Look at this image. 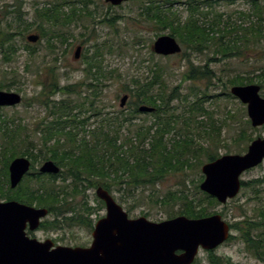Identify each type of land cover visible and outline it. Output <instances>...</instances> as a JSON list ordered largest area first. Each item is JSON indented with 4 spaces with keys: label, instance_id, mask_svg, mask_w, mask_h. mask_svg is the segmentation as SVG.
<instances>
[{
    "label": "trees",
    "instance_id": "16d2710c",
    "mask_svg": "<svg viewBox=\"0 0 264 264\" xmlns=\"http://www.w3.org/2000/svg\"><path fill=\"white\" fill-rule=\"evenodd\" d=\"M92 1L57 0V2L47 3L41 9L36 10L35 22H37V28L33 27L34 23L25 22L22 14L18 12V16L15 18L17 32H12V23H8L7 32H0V52L4 54L8 62L12 61L13 54L18 50V46L14 42V36L16 34L23 35L29 29H37L42 38H47L48 49L56 54L55 61H58V46L53 43V40L57 38L62 45L68 42L64 32L59 31V28L68 27L77 21L84 22V19H93L94 13L89 8ZM227 1L236 2L238 0ZM246 1L251 4L252 10L249 13L239 12V15L241 18L250 21L249 27L230 22L231 18L230 21L225 22L222 13H213L212 10L203 11L202 8L205 5L213 8L214 0H187L183 2V5H187L188 10L186 19H183L178 12L171 11L175 0H142L139 4V16L145 22L154 23L159 30H170L171 36H174L193 52L202 54L213 47L215 55H220V58L216 59V61H219L232 56L243 55L244 47L241 45L249 46L264 38V4L260 0ZM178 3L180 2L178 1ZM79 4H82V6H79ZM66 9H69V12ZM7 14H10V12L8 11ZM211 14H214V19L209 21L208 17ZM116 22L114 17H104L100 21V23L108 24L111 27ZM91 23L94 24V22ZM233 33L236 34L234 40L231 38ZM101 47L95 44L94 53L92 52V54L90 53L91 49H88L85 57V80L79 84L59 87L57 83L58 75L53 67H49L51 82L49 84L41 82L40 85L43 86V89L41 94L38 95L41 99L37 96L28 105L32 106L33 103L39 102L41 105L50 108L49 103H55L54 107L49 109V115L55 117L53 121L40 123L32 132L21 118H7V115L0 114V200H16L31 206L45 207L50 212L56 213L57 208L62 205L63 201L67 202V197L74 198L75 195L80 193L86 196V191L89 189L103 187L113 193L124 190V185L134 188L155 187L164 179L166 174H187L195 166H202L206 162L214 161L220 157L213 149V145L218 147L220 144L218 140L220 133L217 132L215 135L218 128L213 120V113L207 111L203 106L205 99L210 96H205L188 107L190 113L209 115L211 119L210 131H205L209 144L204 145L194 142L195 138L191 134H186L183 139L168 138L171 132L180 133V128L177 127L180 116L171 111L169 103L171 102L172 93L168 94L166 91L167 85L161 69L152 70L154 76L150 80H134L133 85H131L132 88H127L126 92L135 100L131 102L133 111L130 117L123 115L109 117L107 123L112 131L104 132L102 128L94 130L92 140L79 137L80 132L86 131L85 127L89 119H79L78 114H73V111L89 112L91 110L93 116H99L102 109L96 107V99L106 86L105 82L112 79V72H106L103 64L104 53ZM26 48L30 50L31 55L35 54L31 45H26ZM209 63L210 60L203 67L192 66L191 70L184 74L183 80L197 82L202 79L212 81L213 78H216L220 83H224L222 77L215 76ZM261 70L262 72L257 76V83L263 90L264 68H261ZM17 76L16 70H10L6 73L4 80L0 83V89H6L7 91H10L13 87L16 89L18 86V83H16ZM254 83L256 82L252 78L236 76L225 83V90L228 91V85ZM84 88L87 91L90 90L92 99L91 96H84L82 100L72 103L65 100L55 102L49 98L57 92L67 95L77 94L82 97ZM20 89L17 87L18 91ZM191 93L196 95L194 87L191 88ZM227 96L234 98L230 92L227 93ZM212 97L217 98L218 96ZM141 105L155 108L154 115L157 122L151 126H141L139 128L137 131L139 145L134 146L132 138H126L121 143L120 130L129 120L134 118V114L139 113L138 107ZM191 120H193L194 126L186 122L188 126L186 132L189 133L187 129L192 127L194 132L197 131L200 134L199 126L202 127L201 123L196 118ZM245 123L249 125L251 122L246 120ZM34 133H40L41 135L35 140L32 135ZM62 137H65V139L63 140ZM149 139L150 148H144L143 146ZM253 140L243 130L241 142L245 144L241 147L242 152L248 143ZM35 150L39 151L38 155L34 154ZM17 157L31 159V171L33 170L35 173L29 175L26 180L24 179L19 187L12 189L9 183L8 168L11 161ZM204 157L205 159H203ZM41 159L52 160L64 168V179H71L74 189L72 187H53L49 181H53L56 176L43 175L36 171L35 163ZM200 177V182H202L204 176ZM253 182L254 184H261L264 182V177ZM247 185H249V182L242 181V188ZM196 189L199 190V187L197 186ZM63 197H66L65 200H63ZM157 202L165 206L180 205L178 212L172 214L171 217L182 215L191 219L213 215L210 209L219 203L214 197L203 192L200 197L193 196L184 182L179 189L169 191L166 196L158 198ZM100 203L104 205L103 201H100ZM64 206L65 204L62 207ZM59 210L61 214L73 210L74 215L64 217V220H59L58 215H56V219L43 222L45 228H62L63 226L70 227L74 225L88 226L90 223L87 222L85 214H93L95 211L94 208H91L87 198L82 201L80 207ZM239 217L244 219L230 223L231 230L239 234V239L246 244L247 250L251 251L264 264V210H260L255 218L245 216L243 213L239 214ZM92 226L89 225L93 228ZM234 238L235 235L231 234L229 240ZM209 261L211 264L224 263V260L216 256L213 251L209 252Z\"/></svg>",
    "mask_w": 264,
    "mask_h": 264
},
{
    "label": "rangeland",
    "instance_id": "374dc122",
    "mask_svg": "<svg viewBox=\"0 0 264 264\" xmlns=\"http://www.w3.org/2000/svg\"><path fill=\"white\" fill-rule=\"evenodd\" d=\"M140 1L142 0H131L120 6H112L105 2V0H93L89 8L94 13V20L84 19V22L77 21L68 27L59 28V31L64 32L68 42L62 45L57 38L53 40V43L58 46V61H55L56 54L48 49L47 38H42L37 29H29L23 35L16 34L14 42L18 46V50L13 54V60L8 62L4 54L0 52V83L4 80L6 73L10 70H16L18 74L16 77L17 87L21 89L18 91L17 87L16 89L13 87L10 91L21 94L23 101L18 106L4 107L0 110V114L7 115V118H21L23 123L32 132H34L36 126L40 123L53 121L55 117L49 115V109L53 108L55 103L50 102V108L41 105L39 102L33 103L32 106H29L28 103L41 94L43 89V86L40 85L41 82H45V84L51 82L49 67H53L56 71L59 87L83 82L85 80L84 69L86 68L85 57L88 49H91V54L92 52L94 53V45L96 44V46H102L101 48L104 53L103 64L106 72H112V79L105 82L106 86L103 88V93L100 94L95 103L97 108L102 109L101 113L103 114L93 116L91 110L89 112L73 111V114H78L79 119H89L85 127L86 131L80 132L79 137H86L87 140H92V132L94 130L102 128L104 132L112 131V128L109 129L107 123L109 117H120L121 115L130 117L133 111L131 102L135 101L134 98L130 97L126 106L120 107L122 97L125 94H129L126 92L127 88L133 85L134 80H150L154 76L152 70L161 69L163 70L167 85L166 91L168 94L172 93L171 102L169 103L171 111L175 112V115L180 116L177 122L180 133L171 132L168 138L183 139L186 134H191L195 138L194 142L208 145L209 142L205 131L210 129L209 124L211 123V119L209 115L197 114L195 112L190 113L188 107L197 103L199 99L210 96L205 99L203 106L207 111L213 113V120L216 122L218 128L215 135L217 132L220 133V137L218 138L220 144L218 147L213 145V149L220 157L226 154H244L247 152L250 143H248L243 152L241 149L243 144H245L241 142L243 130L246 131V135L253 139L264 138V126L254 128L251 126V123L246 125V120H249L247 107L237 98L227 96L232 86L227 84V91L225 90V83L231 78L242 76L252 78L256 82L254 84L259 85L257 83V76L262 72L261 68H264V38L249 46L241 45L244 47L243 55L232 56L225 60L216 61L217 58H220V55H215L213 47L206 50L205 53L199 54L193 52V50L183 44H181L183 48L181 54L171 57H161L154 54L152 45L158 37L169 35L170 30H159L154 23L142 20L139 16ZM186 1L175 0L174 7L171 10L178 12L183 19H186L188 16L187 5H183V2ZM260 1L264 4V0ZM52 2H57V0H0V32H7L8 23L13 24L12 32H17L15 18L18 16V12L22 14L25 22L34 23L33 27L37 28V22H35L36 10ZM79 6H82V4H79ZM206 6L202 8L203 11L212 10L213 13H222L225 22L230 21L231 18L230 22L244 27L250 26V21L246 18H241L239 15V12L249 13L252 10L251 4L246 0H238L236 2L214 0L213 8ZM8 11L10 14H7ZM66 11L69 12V9H66ZM104 17H114L117 22L112 27L108 24L100 23ZM213 19L214 14H211L208 20ZM91 22H94V24ZM32 34L41 36L37 43H30L27 40V37ZM235 36L236 34L233 33L231 38L234 40ZM26 45L32 46V49L35 51L34 55H31ZM78 46L82 47V51L80 58L76 59L75 50ZM208 60H210L209 65L213 69L215 76L222 77L224 83H220L216 78H213L212 81L202 79L197 82L183 80L184 74L189 72L192 66L203 67ZM192 87H194L196 95L191 93ZM0 90L7 91L6 89ZM83 91L82 97H79L77 94L67 95L57 92L49 98L55 102L63 100L72 103L78 102L84 96H91L90 90L87 91L85 89ZM261 94L264 96V89L261 91ZM215 95L218 97H212ZM56 105L58 104L56 103ZM193 118H196L201 123L200 125H202V127L199 126L200 134L197 131L194 132L192 127L191 129H187L189 133L186 132V128L188 127L186 122L194 126V122L191 120ZM155 122H157V118L154 112L134 114V118L129 120L120 130V142L122 143L126 138H132L133 145H139L137 135L139 128L141 126H151ZM32 135L36 140L41 134L34 133ZM62 138L63 140L65 139V137ZM149 142L150 139L143 147L149 149ZM34 154L38 155L39 151L35 150ZM46 161L42 159L37 161L35 163L36 171H39V168ZM202 166H195L187 174H166L164 179L155 187L143 186L134 188L124 185V190L121 192L115 191L112 195L131 218L146 217L154 222L168 220L174 218L171 215L178 212L180 205L165 206L157 202V199L166 196L171 190L179 189L183 182L193 196L200 197L202 191L200 188L197 190L196 187H199L202 183L199 179L203 175ZM61 169V175L56 176L53 181L50 180L49 182L53 187H67L69 185V187L74 189L72 180L64 179L63 173L65 170L62 167ZM30 173L33 174L35 171L32 170ZM261 177H264V163L242 175V179L249 182V185L242 188L236 198L226 204L218 203L211 207V209L209 208L210 211L213 215L220 214L228 223L243 220L244 218L239 217V214L242 213L245 216L257 217L258 212L264 210V182L254 184L253 181ZM96 190V188H93L86 191L91 206L97 211L93 215V219L95 220L100 217L103 218L106 215L105 205L100 203V200L96 196ZM82 200L83 196L80 193L75 195L72 200L70 199L68 203L72 206L76 205L80 207ZM54 219L55 215H51L46 220L52 221ZM232 234L235 235L234 239L228 240L213 251L216 256L224 260L223 264H263L251 251L247 250L246 244L243 240L239 239V234L235 231H232ZM36 236L40 239H53L56 245L71 247H89L93 241L92 230L83 225H74L61 231H41ZM195 264H211L209 252L201 250Z\"/></svg>",
    "mask_w": 264,
    "mask_h": 264
},
{
    "label": "water",
    "instance_id": "95a60500",
    "mask_svg": "<svg viewBox=\"0 0 264 264\" xmlns=\"http://www.w3.org/2000/svg\"><path fill=\"white\" fill-rule=\"evenodd\" d=\"M130 0H105L120 6ZM39 35H29L31 43ZM82 47L76 49L79 59ZM153 51L157 55L172 56L182 52V46L171 35L156 39ZM231 94L247 107L251 126H264V96L257 84L235 85ZM124 95L120 107L128 102ZM22 95L15 91L0 90V107H14L22 103ZM140 112L152 113L155 108L142 105ZM264 162V138L253 140L244 154H226L203 164L204 180L199 188L226 204L236 198L242 189V175ZM31 160L17 157L9 165L10 188L15 189L30 172ZM61 168L54 161L40 167L42 174L58 175ZM97 197L105 203L107 214L93 231L89 247L56 246L51 240L40 242L27 236V223L31 229L39 226L49 211L21 202L0 201V264H194L201 250L215 251L232 234L230 224L220 214L191 219L176 216L161 222L146 217L130 218L126 210L106 189L99 187Z\"/></svg>",
    "mask_w": 264,
    "mask_h": 264
},
{
    "label": "flooded vegetation",
    "instance_id": "af4514ba",
    "mask_svg": "<svg viewBox=\"0 0 264 264\" xmlns=\"http://www.w3.org/2000/svg\"><path fill=\"white\" fill-rule=\"evenodd\" d=\"M40 38H41V36H40ZM78 47H80V46H78ZM77 47V48H78ZM76 48V49H77ZM152 51H153V45H152ZM154 52V51H153ZM75 53H76V50H75ZM154 54H156L155 52H154ZM161 57H164V56H161ZM168 57H171V56H168ZM102 93H103V90H102ZM101 93V94H102ZM128 96H129V99H130V97H131V95L130 94H127ZM99 96L100 95H98V97H97V99H96V101L98 100V98H99ZM140 107V106H139ZM139 107H138V110H139ZM101 114H103V113H101ZM94 115V114H93ZM21 184V183H20ZM19 187V186H18ZM66 187V186H65ZM67 187H69V185L67 186ZM81 196H83V200L85 199V198H87L88 199V201H89V198L87 197V195L86 196H84V195H82V193H81ZM65 198L66 197H63V200H65ZM72 200V197L70 196V197H67V199H66V203H65V201H63V203H62V205H60L57 209V211H56V213H52V212H50L49 211V209L48 208H45V207H36V208H45V209H48V211H49V213H48V215H47V217H45V218H43V219H41V221H40V224H39V226L37 227V228H35V229H31V227H30V223H27V228H26V230H25V232H26V234H27V236L29 237V238H33V239H37L38 241H40V242H44V241H46V240H51L52 241V243L54 244L53 245V248L54 247H56V246H59V245H56L55 244V242H54V240L53 239H40V238H38L36 235H37V233H39V232H41V231H43V232H45V231H49V232H54V231H61V230H64V229H66V228H70V227H72V226H63L62 228H59V227H54V228H45L44 226H43V222L49 217V216H51V215H55V219H56V215H58V219L59 220H64V217H72L73 215H74V211L73 210H70L71 212H64L63 214H61V212H60V210L59 209H61V210H66V208H69V207H76V205H71V204H69L68 203V201L69 200ZM82 200V201H83ZM11 201V200H10ZM23 204H25V203H23ZM65 204V206L64 207H62L63 205ZM28 205V204H27ZM31 206V205H30ZM90 206H91V204H90ZM33 207H35V206H33ZM91 208H93L92 206H91ZM105 208H106V206H105ZM97 211H95L93 214L92 213H90V214H85V217H86V219H87V222H89L90 224L89 225H93L92 227L93 228H91V227H89V225L87 226V228L89 227L91 230H92V234H93V231H94V228H95V226H96V224H97V222L99 221V219H101V217L100 218H98L97 220H95V219H93V215L96 213ZM106 214H107V210H106ZM97 221V222H96ZM96 222V223H95ZM95 223V224H94Z\"/></svg>",
    "mask_w": 264,
    "mask_h": 264
}]
</instances>
